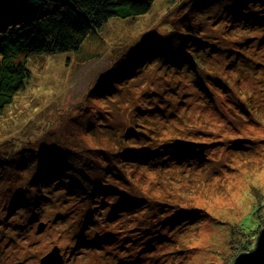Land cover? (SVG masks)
Wrapping results in <instances>:
<instances>
[{
  "label": "rangeland",
  "instance_id": "obj_1",
  "mask_svg": "<svg viewBox=\"0 0 264 264\" xmlns=\"http://www.w3.org/2000/svg\"><path fill=\"white\" fill-rule=\"evenodd\" d=\"M17 60L32 75L0 118V264H40L56 245L65 264H229L254 246L264 223V0H156L75 52ZM136 122L140 141L159 127L151 142L165 162L118 160ZM182 133L207 143L186 161L205 166H178L179 152L161 147ZM185 181L207 185L186 199Z\"/></svg>",
  "mask_w": 264,
  "mask_h": 264
},
{
  "label": "trees",
  "instance_id": "obj_2",
  "mask_svg": "<svg viewBox=\"0 0 264 264\" xmlns=\"http://www.w3.org/2000/svg\"><path fill=\"white\" fill-rule=\"evenodd\" d=\"M6 1L7 0H0V118L4 115L7 107L12 103L14 96L25 88L27 81L32 75L25 60L19 61L17 57L23 53L51 55L68 51L75 52L81 47L91 33L100 31L111 19H128L145 15L151 10L156 0H12L14 5L2 11L1 7ZM218 78L219 77L216 76L217 80ZM223 88V86L220 87V89ZM228 90H230V87ZM224 93H227V91ZM143 96H146L145 93H143ZM240 105V107L243 108V112L246 114L248 109L245 108L244 103ZM135 106L136 110L138 108L140 114L144 115L141 113V106L138 104ZM189 110V107L185 108V111ZM152 115L154 114H147L146 116ZM150 122H152V120H149L147 123ZM135 126L136 128H129L122 132L121 136L124 140L128 138L136 141L132 143L131 151H120V157H126L127 159L118 157V160L130 165H136L138 163L150 166L165 162L166 158L160 161L156 159L160 149L151 142L153 139L152 137L156 138V134L158 132L160 133L159 127L153 123V125H151V136L147 137L144 141H140L139 135H145L146 133L138 129L141 126L139 123L136 122ZM197 132L201 131L198 130ZM179 136L180 137L160 144L163 148L173 147L179 152L178 160L174 161V164L184 166L199 161V164H204L205 166V163L200 162V159L193 162H186L192 160L190 158L204 157L205 153L203 156L196 157L188 153L183 146L176 143L177 139L196 141L194 139L200 138L199 135L182 133ZM125 142L127 143L129 141L126 140ZM117 145L120 147V141H118ZM237 147L241 148L242 145L239 144ZM104 159L112 164L108 156H104ZM83 161L86 163L93 162L92 159H83ZM105 166L109 167L107 162ZM74 169H76V166ZM90 169L91 167L85 165L82 171L84 172V170ZM53 173L57 174L60 172L53 171ZM182 174L185 175V171H183ZM44 175H46V172H44ZM45 177L46 176L41 177V180H46ZM216 177H221V174H214L212 179ZM97 184L98 186L96 188H101L100 192H103L109 186L105 179L100 180ZM189 184L190 181L189 183L185 181V185L180 186L178 191L183 198L195 199L196 194L207 185V182L197 185L192 184L193 186H189ZM183 190H188V192H183ZM208 190L211 191L210 185L207 191ZM142 195V198L152 199L150 196L146 195V192ZM136 203H138V201L132 199L130 201H125L123 204L135 206ZM192 210H196L199 214H206V211L201 208H193ZM260 212V207L255 208V215L258 216V213L260 215ZM190 219L191 218H184L183 221ZM259 225L261 226L258 233L264 226V223ZM255 243L254 246L241 249L237 255L240 252L254 248ZM235 257L229 264L235 261Z\"/></svg>",
  "mask_w": 264,
  "mask_h": 264
},
{
  "label": "water",
  "instance_id": "obj_3",
  "mask_svg": "<svg viewBox=\"0 0 264 264\" xmlns=\"http://www.w3.org/2000/svg\"><path fill=\"white\" fill-rule=\"evenodd\" d=\"M176 143L183 146L188 153L199 156H203L207 148L206 142L177 139ZM44 225V223H40L38 228L42 229ZM13 264H23V262L17 261ZM40 264H65L60 247L54 246L51 251L41 258ZM231 264H264V226L257 235L255 247L248 251L240 252Z\"/></svg>",
  "mask_w": 264,
  "mask_h": 264
},
{
  "label": "bare ground",
  "instance_id": "obj_4",
  "mask_svg": "<svg viewBox=\"0 0 264 264\" xmlns=\"http://www.w3.org/2000/svg\"><path fill=\"white\" fill-rule=\"evenodd\" d=\"M182 156H184V155H182Z\"/></svg>",
  "mask_w": 264,
  "mask_h": 264
}]
</instances>
